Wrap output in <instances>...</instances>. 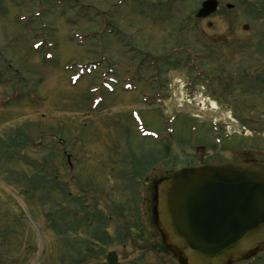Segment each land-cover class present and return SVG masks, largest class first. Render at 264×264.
<instances>
[{"label":"rangeland","instance_id":"rangeland-1","mask_svg":"<svg viewBox=\"0 0 264 264\" xmlns=\"http://www.w3.org/2000/svg\"><path fill=\"white\" fill-rule=\"evenodd\" d=\"M203 1L0 0V264H179L136 232L137 189L147 210L153 177L224 163L195 151L216 120L264 158V0Z\"/></svg>","mask_w":264,"mask_h":264},{"label":"water","instance_id":"water-1","mask_svg":"<svg viewBox=\"0 0 264 264\" xmlns=\"http://www.w3.org/2000/svg\"><path fill=\"white\" fill-rule=\"evenodd\" d=\"M217 9L205 0L197 16ZM155 202V224L181 264H232L264 249L262 160L182 167L157 182ZM102 264L125 263L109 252Z\"/></svg>","mask_w":264,"mask_h":264},{"label":"flooded vegetation","instance_id":"flooded-vegetation-1","mask_svg":"<svg viewBox=\"0 0 264 264\" xmlns=\"http://www.w3.org/2000/svg\"><path fill=\"white\" fill-rule=\"evenodd\" d=\"M225 140H223L219 146L217 145L219 147L218 150H216V149L215 150H212V149H209V148H207V147H205L203 145H197V146L194 145V147L196 146L195 147L196 148L195 151H205V152H210V153H213V152H217L218 151V153L220 155L227 156L226 158H224V160H225L224 163L229 162L231 160H234V157L236 156V153L239 152V151H238V149H236V147H233V146L232 147H228V146L222 147V145H223V143H224ZM221 148H224L223 151H229V152L222 153V150H220ZM249 150L246 149V150H242L240 152H243V153L250 152L249 154H252V152L249 151ZM250 156L251 155H249L247 157H243V158L253 159V157L252 156L250 157ZM254 158H260V159L264 160L263 157L261 158V157H255L254 156ZM159 162H160V160H156V161L152 162L147 168L145 166L138 165V166H131V169L134 170V171H138V169H141L142 168L144 170L146 168L147 171L145 173H152V171H154L156 169V166L159 164ZM200 165H204V164H200ZM194 166H198V165H194ZM131 169H130V171H131ZM167 175L165 174V175H162L160 177H156V176L153 177V180L151 181L152 183H151V193H150V203H149L150 204V207H148L147 210L144 209V203H145V200L147 199V197H149V196H146L145 193H141V191L139 189H137V191H136L137 200L135 201L134 205L131 204V207H130L131 213H134L133 214V220H134L133 221V223H134L133 225L136 228V232L138 231V233L140 234L139 237H141V238L142 237L144 238V235L143 234H146V235L147 234H150V233H151V235L153 234L155 238L151 242V245L155 249H159L160 247L162 249H164V247H165L164 246V242H163L162 235H161L160 231L158 230V228L155 225V205H156L155 196H156V184H157V182L162 177H165ZM133 176H134L133 179L130 178L131 180L129 181V184H131V185L137 184L138 182L136 180H139L140 181V178L138 179L137 177H135V175H133ZM148 195H149V193H148ZM125 208H126V206L121 205V208L120 209L121 210H124ZM127 210H128V207H127ZM107 218H108V216H107ZM136 218H137V222H136ZM109 219H111V217H109ZM150 222L152 223V226H148V224ZM129 229H134V228L133 227H128L126 229V232L123 233L124 234V238H125L124 240H127L130 237V235H129L130 230ZM155 234L158 235V237H160V240L158 242L156 240ZM164 250L165 251H168L167 249H164ZM252 258H254V257H252ZM234 263H232V264H234ZM237 264H239V263H237Z\"/></svg>","mask_w":264,"mask_h":264},{"label":"bare ground","instance_id":"bare-ground-1","mask_svg":"<svg viewBox=\"0 0 264 264\" xmlns=\"http://www.w3.org/2000/svg\"><path fill=\"white\" fill-rule=\"evenodd\" d=\"M214 103V102H213ZM214 105H215V103H214Z\"/></svg>","mask_w":264,"mask_h":264}]
</instances>
